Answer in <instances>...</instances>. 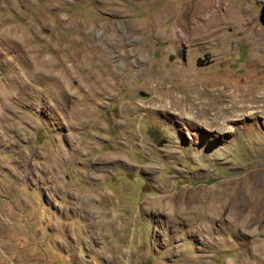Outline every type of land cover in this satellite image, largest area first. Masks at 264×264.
Returning a JSON list of instances; mask_svg holds the SVG:
<instances>
[{
    "label": "rangeland",
    "instance_id": "1",
    "mask_svg": "<svg viewBox=\"0 0 264 264\" xmlns=\"http://www.w3.org/2000/svg\"><path fill=\"white\" fill-rule=\"evenodd\" d=\"M263 4L0 0V264H264L263 223L254 236L203 213H150L165 178L197 190L263 168L264 113L193 124L128 110L154 83L199 98L235 80L262 91ZM210 6L213 32L200 20ZM34 56L46 65L27 68Z\"/></svg>",
    "mask_w": 264,
    "mask_h": 264
},
{
    "label": "bare ground",
    "instance_id": "2",
    "mask_svg": "<svg viewBox=\"0 0 264 264\" xmlns=\"http://www.w3.org/2000/svg\"><path fill=\"white\" fill-rule=\"evenodd\" d=\"M218 5L219 3L216 4V6ZM211 6L207 8L210 9L208 13L201 15L202 18L200 17V20L204 29H209L213 32L217 31V26L221 22V17H219L217 9L215 8L213 10ZM212 27L215 28L212 29ZM17 29L18 28H14V32ZM243 31L244 35L249 32L250 34L259 32L257 28L247 29L246 27ZM181 32L186 34L183 29ZM5 34H7L5 35L6 38H11L12 36L11 33L6 32ZM17 41L23 46V44L28 43L29 40L23 37V39H17ZM29 46L24 49V52L33 53L34 47ZM33 58L37 62L34 60L29 62L27 68L36 69L38 66L46 65L44 59L38 60L35 56ZM245 76L249 75L246 74ZM232 85L231 89H229L230 84H224L220 88L213 87V89L210 90L202 89V94H208L207 97H202V99L196 94H184L183 96L167 94V89H164V92H160L157 83H154L152 85L150 84V87L154 90L150 102L148 104L135 103L130 105L128 110L132 113H136L138 110L148 109L150 112L160 113L162 117L169 120H173L174 117L180 118L184 116L193 124L197 122H220L225 116L242 117V119L245 120L248 115L257 114L258 112L264 113V89L260 91L256 88H242L236 84V80ZM157 89L159 92L156 93V91H158ZM62 90H66V87L62 86ZM209 97H211V99ZM215 97L221 101H226L227 104H225V106L215 107L212 100ZM224 109H228L226 115L221 113ZM205 125L208 126V124ZM229 128H231V126H226L223 131ZM179 129V127L175 126L172 131L176 134ZM167 153H170L169 155L174 154L173 152ZM111 161L115 162L117 160L112 159ZM249 173L251 174L250 176ZM162 186L165 192L157 197V202L160 207H154L150 212L158 217L166 216L170 213H177L180 220H185L189 218L190 214L203 213L209 220L227 221L229 223L238 222L243 230L246 229L252 232L254 236L259 235L258 228L261 223L264 224V167L262 168V166L260 167L258 165L254 167V169L242 172V174L236 177L222 178L214 184L204 185L202 188H197V190L196 188L182 187L174 192V190L170 189V181L168 178L162 181ZM166 200H168V202L163 204ZM107 221L109 223L112 222L109 220ZM263 253L264 249L261 251V254Z\"/></svg>",
    "mask_w": 264,
    "mask_h": 264
},
{
    "label": "water",
    "instance_id": "3",
    "mask_svg": "<svg viewBox=\"0 0 264 264\" xmlns=\"http://www.w3.org/2000/svg\"><path fill=\"white\" fill-rule=\"evenodd\" d=\"M259 20L264 25V4L261 6V9H260Z\"/></svg>",
    "mask_w": 264,
    "mask_h": 264
}]
</instances>
